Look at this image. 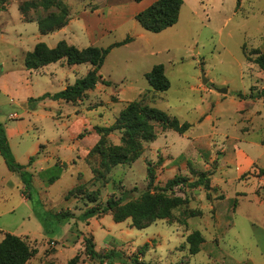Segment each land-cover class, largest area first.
<instances>
[{"label":"rangeland","instance_id":"1","mask_svg":"<svg viewBox=\"0 0 264 264\" xmlns=\"http://www.w3.org/2000/svg\"><path fill=\"white\" fill-rule=\"evenodd\" d=\"M156 1L57 0L67 8L69 27L54 41H70L77 48H107L128 37L132 42L111 51L95 90L76 103L39 102L33 115H26L32 112L31 95L15 91L27 90L28 78L33 96L53 95L63 90L61 82L43 72L24 74L21 59L10 60V48L0 39V124L19 132L9 142L11 150L33 175L44 210L75 215L45 234L33 204L22 194L21 177L8 169L0 154V242L7 233L20 237L36 251L27 264H69L77 256V264H109L86 255L85 238L92 239L99 253H116V264H264V99L249 98L264 89V71L253 62L257 55L251 56L254 50L264 53V0H241L239 8L236 0H184L178 23L153 34L135 16ZM4 3L0 0V8ZM22 5L29 10L21 12ZM3 9L0 30L14 43L19 38L37 42V23L25 22L61 13L56 4L45 8L42 0H9ZM156 65L165 67L171 83L167 92L152 90L145 78ZM134 101L192 127L180 135L154 123L157 138L143 143L141 157L101 178V157L92 152L100 141L96 128L112 126ZM107 143L119 145L121 134L109 135ZM242 152L254 161L240 158ZM33 156L37 160L30 164ZM56 166L62 174L49 185L45 171ZM149 168L155 172L152 190L176 176L196 182L205 172L211 191L177 187L174 194L186 204L173 209L171 219L143 227L130 218L116 222L111 213L79 220L86 209L102 207L112 196L140 198L150 189ZM76 189L79 192L67 200ZM88 193L96 203L87 201ZM194 231L205 240L196 255L187 241Z\"/></svg>","mask_w":264,"mask_h":264},{"label":"trees","instance_id":"2","mask_svg":"<svg viewBox=\"0 0 264 264\" xmlns=\"http://www.w3.org/2000/svg\"><path fill=\"white\" fill-rule=\"evenodd\" d=\"M8 1L3 0V3ZM131 1L140 3L144 0ZM236 2L239 8L241 0H236ZM4 4L0 10L4 8ZM42 4L45 8L56 4L61 10L59 15L51 14L37 21L39 31L42 35H48L67 26L68 11L66 7L61 3H57V0H42ZM183 5L184 0H157L150 7L138 13L135 16V20L145 31L159 34L178 23ZM31 6L35 8L36 4L32 3ZM28 10L27 5L20 7L21 12ZM131 42L132 39L128 37L122 42L115 43L107 48L89 46L83 49L70 45L65 40L60 41L55 48H50L45 43H38L34 50L29 52L25 57V67L27 70H38L61 60H66L69 66L90 64L92 69L84 78L78 79L74 85L68 86L59 93L53 95L45 94L37 99H29V110L35 111L37 104L47 99L52 101L64 100L70 103H76L78 100H81L89 91L95 90L99 80H102L100 71L111 51L114 48L122 47ZM252 55H257L253 62L264 71V53L259 50H254L251 53ZM250 58L249 60H251ZM145 78L152 90L156 92H167L171 87V83L165 73L164 65L154 66L150 72L146 73ZM103 84L110 86V83ZM238 97L246 98L242 93H239ZM249 98L264 99V89L257 95L251 94ZM154 123L161 125L164 131L172 130L180 135H184L192 127L191 124L183 123L178 118L171 117L164 111L145 105L142 101L129 103L121 111L112 126L96 128V132L100 136V141L92 152L99 154L101 157V168L104 170V172H97V175L103 178L112 168L119 165H129L139 159L143 153V143L152 142L157 138ZM116 132L121 134V143L119 145L108 144L107 137ZM0 154L4 158L8 169L21 177L24 186L22 194L25 199L31 201L33 204L34 215L42 223L45 234L48 235L54 232V229L59 230V226L75 218L74 213L70 210L58 212L44 210L43 203L40 199H37L38 192L33 185V175L27 172L26 166L17 163L11 150L6 130L2 124H0ZM36 160L37 156L31 157L30 164H33ZM62 171L63 169L58 166L45 171L47 183L53 185L57 182L60 179ZM261 172L264 174V171ZM148 176L150 179V189L137 200H127L126 197L117 198L112 196L108 199L106 205L102 207L95 205L86 209L80 215L79 220L88 221L95 217L111 213L116 222H123L130 218L135 224L143 227L144 223L149 224L158 219H171L173 209L186 204L187 201L174 194V190L177 187H203L207 192L211 191L210 178L205 172L200 174L201 177L196 182H190L186 177L176 176L169 180L163 188L156 187L153 190L151 188L155 181V172L153 169H148ZM77 189L69 193L67 200L76 191L79 192ZM86 196L88 202H97L94 194L88 193ZM84 240L86 243V255L92 260L97 259L101 263L108 261L109 264L119 262L120 259L116 256V253H99L96 251L92 239L85 238ZM187 241L190 244V252L192 255L198 254L201 250V245L205 242L199 231L191 233ZM35 254L36 251L30 249L16 235L7 233L0 242V264H27ZM78 261L79 257L77 256L69 264H77Z\"/></svg>","mask_w":264,"mask_h":264},{"label":"crops","instance_id":"3","mask_svg":"<svg viewBox=\"0 0 264 264\" xmlns=\"http://www.w3.org/2000/svg\"><path fill=\"white\" fill-rule=\"evenodd\" d=\"M10 7V4L7 5V9ZM7 9H1L0 12L4 11V10H7ZM145 8H143L142 10H145ZM22 16V15H21ZM20 20H21V17H20ZM22 21V20H21ZM23 22V21H22ZM25 23H37V22H25ZM38 25V24H37ZM69 26H66L65 28L61 29L60 31L56 32V33H53V34H49V35H42L40 33V35H38L36 37L37 39V42L34 40V41H31V40H28L26 38H22V39H18V41L16 43L12 42V41H8L5 40V32L3 30H0V39H2V44L7 46L8 48H10V51L9 53L7 54L8 58L12 61H18L21 59V63L23 64L24 68L27 70V68L25 67V57L26 55L29 53V52H32L35 48V46L38 44V43H42V41H44L43 37H48V39L52 42V44L49 45L50 48H55L57 46V44L61 41V40H56L54 41V38L56 36H58V34H60V32L64 33V31L66 32V29L68 28ZM40 32V31H39ZM54 41V42H53ZM66 41V40H65ZM31 42H33V45L30 46ZM70 44H73L72 42L70 41H66ZM44 43V42H43ZM46 44V43H45ZM74 45V44H73ZM79 48V47H78ZM15 49V50H13ZM80 49H83V48H80ZM14 52H17V53H14ZM83 65L85 64H82V65H74V66H69L66 62V60H61L57 63H54V64H50L48 66H45L43 68H40L38 70H27L26 74L27 76H32L33 74H36V75H40L41 72L43 73H46L47 75H49L51 78H54V79H58L60 82H61V85H62V89L65 90L68 86H71V85H74L75 82L78 80V79H82L84 78L88 72L92 69V66L91 65H85V67H83ZM1 79L4 80L3 78H0V82H1ZM26 84H27V90H21V91H18V89L15 91V93L17 95H20L22 93H27V95H31L28 97V99H31V98H39L40 96L38 97H35L33 96V94H31V90L30 89V82H29V79L27 78L25 80ZM3 87H6V84L2 85ZM61 90V91H63ZM29 93V94H28ZM46 94V93H45ZM44 95V94H43ZM42 96V95H41ZM49 100V99H47ZM45 100V101H47ZM43 101V102H45ZM41 105V103L39 104ZM44 107L46 106V103L43 105ZM40 108V107H38ZM36 113V110L35 111H32V112H29V111H26V115H33ZM6 130V133H7V136H8V140L9 142L11 141V138L12 137H15L17 135H19V132H17L16 129H8L7 127L5 128ZM248 152V151H247ZM240 158H247V160H251V161H254V159L250 156V155H247L245 153L242 152V154L240 155ZM262 170V169H261ZM261 179V178H260ZM259 178H256V180H260ZM241 194L243 195H247V193L245 192H242ZM257 195V194H255ZM264 195V194H263ZM262 195V196H263ZM261 198H258L256 197V200L259 202V204H262V202L260 201Z\"/></svg>","mask_w":264,"mask_h":264},{"label":"water","instance_id":"4","mask_svg":"<svg viewBox=\"0 0 264 264\" xmlns=\"http://www.w3.org/2000/svg\"><path fill=\"white\" fill-rule=\"evenodd\" d=\"M101 82H102V80L100 79V80H99V83H101ZM203 84H204V85H207V84H208V80H204ZM219 93H224V94H226V93H227V90H220Z\"/></svg>","mask_w":264,"mask_h":264}]
</instances>
